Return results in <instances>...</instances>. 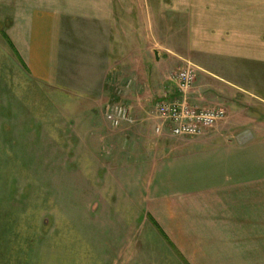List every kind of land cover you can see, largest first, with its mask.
I'll return each instance as SVG.
<instances>
[{"label": "crops", "instance_id": "1", "mask_svg": "<svg viewBox=\"0 0 264 264\" xmlns=\"http://www.w3.org/2000/svg\"><path fill=\"white\" fill-rule=\"evenodd\" d=\"M184 63L192 104L226 118L193 139L146 119L100 135L122 190L98 203L136 212L118 220L112 256L264 264V0H0V94L104 101L116 81L133 118L179 96L170 75Z\"/></svg>", "mask_w": 264, "mask_h": 264}, {"label": "rangeland", "instance_id": "2", "mask_svg": "<svg viewBox=\"0 0 264 264\" xmlns=\"http://www.w3.org/2000/svg\"><path fill=\"white\" fill-rule=\"evenodd\" d=\"M108 85L104 101L41 91L0 94V264H116L115 227L136 212L98 203L112 192L115 201L122 190L109 178L114 154L99 143L114 129L101 110L103 103L133 106V112L138 106L127 101L129 84ZM154 103L147 101L150 115H135L134 124L158 125Z\"/></svg>", "mask_w": 264, "mask_h": 264}, {"label": "built area", "instance_id": "3", "mask_svg": "<svg viewBox=\"0 0 264 264\" xmlns=\"http://www.w3.org/2000/svg\"><path fill=\"white\" fill-rule=\"evenodd\" d=\"M170 78L175 81L179 96L175 99H161L155 103V116L159 120L155 127L156 133L159 134L166 128L173 138H199L226 118V110L220 106L202 107L189 100L188 94L196 82L194 67L182 65ZM103 115L114 129L123 124H134L130 110L121 104L108 103Z\"/></svg>", "mask_w": 264, "mask_h": 264}]
</instances>
